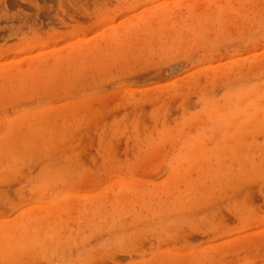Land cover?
Returning a JSON list of instances; mask_svg holds the SVG:
<instances>
[{"label": "rangeland", "instance_id": "rangeland-1", "mask_svg": "<svg viewBox=\"0 0 264 264\" xmlns=\"http://www.w3.org/2000/svg\"><path fill=\"white\" fill-rule=\"evenodd\" d=\"M0 264H264V0H0Z\"/></svg>", "mask_w": 264, "mask_h": 264}]
</instances>
